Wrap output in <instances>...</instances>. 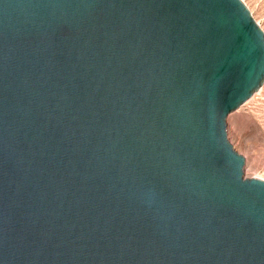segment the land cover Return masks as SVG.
<instances>
[{
    "label": "water",
    "instance_id": "1",
    "mask_svg": "<svg viewBox=\"0 0 264 264\" xmlns=\"http://www.w3.org/2000/svg\"><path fill=\"white\" fill-rule=\"evenodd\" d=\"M263 84L241 0H0V264H264Z\"/></svg>",
    "mask_w": 264,
    "mask_h": 264
},
{
    "label": "rangeland",
    "instance_id": "2",
    "mask_svg": "<svg viewBox=\"0 0 264 264\" xmlns=\"http://www.w3.org/2000/svg\"><path fill=\"white\" fill-rule=\"evenodd\" d=\"M264 32V0H241ZM227 137L246 163L247 179L264 180V84L258 93L228 116Z\"/></svg>",
    "mask_w": 264,
    "mask_h": 264
},
{
    "label": "bare ground",
    "instance_id": "3",
    "mask_svg": "<svg viewBox=\"0 0 264 264\" xmlns=\"http://www.w3.org/2000/svg\"><path fill=\"white\" fill-rule=\"evenodd\" d=\"M261 181H264L263 179H260Z\"/></svg>",
    "mask_w": 264,
    "mask_h": 264
}]
</instances>
